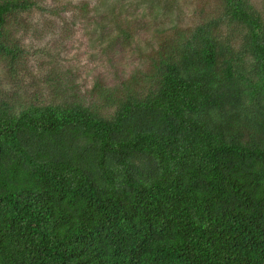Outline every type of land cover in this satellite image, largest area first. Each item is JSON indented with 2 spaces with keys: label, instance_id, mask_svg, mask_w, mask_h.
I'll return each instance as SVG.
<instances>
[{
  "label": "trees",
  "instance_id": "obj_1",
  "mask_svg": "<svg viewBox=\"0 0 264 264\" xmlns=\"http://www.w3.org/2000/svg\"><path fill=\"white\" fill-rule=\"evenodd\" d=\"M138 5L111 12V44L148 26ZM222 5L173 25L123 93L96 82L109 115L64 82L55 105L0 96V264H264V19ZM32 6L0 0V61L22 52L7 16Z\"/></svg>",
  "mask_w": 264,
  "mask_h": 264
},
{
  "label": "rangeland",
  "instance_id": "obj_2",
  "mask_svg": "<svg viewBox=\"0 0 264 264\" xmlns=\"http://www.w3.org/2000/svg\"><path fill=\"white\" fill-rule=\"evenodd\" d=\"M28 1L34 6L7 16L3 35L22 52L15 60L0 61V96L11 99L17 112L34 102H62L59 87L64 82L70 86L68 99L78 95L74 98L90 102L92 97L109 115L114 110L108 106L110 99L92 95L96 82L123 93L122 85L133 73L142 78L150 70L163 37L174 36L173 25L191 29L223 12V0H159L160 5L148 0ZM165 1L173 5L171 14H163ZM250 1L264 19V0ZM136 3V12L143 11L148 26L138 29L130 44H111L117 32L112 15H122ZM157 9L158 18L152 16Z\"/></svg>",
  "mask_w": 264,
  "mask_h": 264
}]
</instances>
